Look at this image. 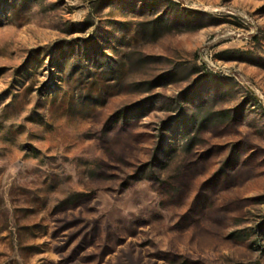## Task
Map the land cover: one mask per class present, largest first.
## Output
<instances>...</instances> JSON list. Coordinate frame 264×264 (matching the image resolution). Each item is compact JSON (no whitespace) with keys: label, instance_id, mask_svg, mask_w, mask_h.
<instances>
[{"label":"rangeland","instance_id":"374dc122","mask_svg":"<svg viewBox=\"0 0 264 264\" xmlns=\"http://www.w3.org/2000/svg\"><path fill=\"white\" fill-rule=\"evenodd\" d=\"M0 264H264V0H0Z\"/></svg>","mask_w":264,"mask_h":264}]
</instances>
